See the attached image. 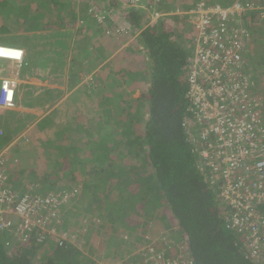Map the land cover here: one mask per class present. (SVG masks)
I'll return each mask as SVG.
<instances>
[{"label":"trees","instance_id":"1","mask_svg":"<svg viewBox=\"0 0 264 264\" xmlns=\"http://www.w3.org/2000/svg\"><path fill=\"white\" fill-rule=\"evenodd\" d=\"M197 1L145 0L144 8L159 13L148 24L142 9L128 12L121 0H0V39L24 48L40 40L52 53L44 64L53 65L56 76L67 67L69 76L66 83L56 82L58 87L42 89L36 102L18 100L47 113L28 135L35 146L30 165L5 153L7 183L18 189L20 178L29 175L37 189L77 191L49 222L56 233L34 229L20 241L18 222L1 231L0 264H98L95 258L111 264H264V255L255 258L249 250L254 218L247 222L246 208L220 196L222 173L213 174L212 182L211 171L200 169L204 160L196 144L212 120L200 119L188 94L196 30L186 11ZM111 10L117 13L97 21L96 13ZM243 24L249 33L244 62L255 94L264 84V69L251 67L257 56L264 65V10L245 12ZM124 28L128 35L142 29L128 48L132 60L127 63L122 56L110 58L127 40ZM40 29L48 32L30 35ZM20 53L0 45V56L18 58ZM23 64L28 67L27 60ZM90 72L94 86L80 84L81 73ZM37 89L32 84L23 93L29 96ZM261 89L258 98L264 104ZM10 114L0 126V153L29 119H36L31 113ZM52 160L57 165L45 168ZM59 174L70 183L61 185ZM257 205L264 219V204ZM234 214L245 215L243 224H233ZM151 230L160 239L152 242ZM171 233L179 234L178 244L168 238ZM152 243L155 255L145 250Z\"/></svg>","mask_w":264,"mask_h":264},{"label":"built area","instance_id":"2","mask_svg":"<svg viewBox=\"0 0 264 264\" xmlns=\"http://www.w3.org/2000/svg\"><path fill=\"white\" fill-rule=\"evenodd\" d=\"M206 2L198 0L186 11L193 16L190 23L196 30L188 94L200 119L212 120L200 132L201 140L196 144L204 160L200 169L211 171L212 182L216 176L213 174L222 173L220 196L236 207L246 208L248 215L241 217L247 222L254 218L247 239L251 255L258 258L264 255V219L257 210L258 203L264 204V104L259 103L261 98L255 99L245 70L249 33L243 17L249 10H264V0H236L229 7ZM23 55L11 59L19 62ZM16 94L14 81L4 80L0 87V115L15 107ZM236 108L238 115L233 114ZM4 157L5 151L0 154V232L18 222L17 235L22 234L24 240L34 229L56 233L49 229V222L76 189L45 195L15 189L7 183L2 170ZM234 215L233 224H243V219Z\"/></svg>","mask_w":264,"mask_h":264},{"label":"rangeland","instance_id":"3","mask_svg":"<svg viewBox=\"0 0 264 264\" xmlns=\"http://www.w3.org/2000/svg\"><path fill=\"white\" fill-rule=\"evenodd\" d=\"M121 1H122V7H123V9L127 10L128 12H130L133 9H136V10H139V11H141L140 9H142L143 10V13H145V16H147V17L149 16V17L152 18V20L150 22L155 21L156 20L155 18H157L159 16L158 13L151 12V14L150 13L147 14L148 12H145L144 11L143 8H144V2H145V0H121ZM225 1H226V3H224ZM235 1L236 0H231V1L230 0H221V2L223 3L222 6H224V7H229V6L233 5ZM158 2H159V0H155V3H158ZM211 2H213V1H211ZM206 4H209V2H206ZM76 5L78 6L79 5V2H77ZM128 7H130V8H128ZM146 8L149 9V7H146ZM116 13L117 12H114V10H111L108 13L98 12V13H96L95 17H96L97 21L99 23H101L102 21H104V16L105 15L116 14ZM189 18L191 20L193 18V16H191V17L189 16ZM144 20H146V19L144 18ZM150 22H149V24H150ZM250 25H254V26L258 27L255 24H250ZM40 30H38L37 32H33V33L31 32L30 35H34V34H36L38 32H41V33H47L48 32L47 29H43L41 31ZM141 31H142V29H140V30H134V32H133L132 35L131 34L128 35L129 30L128 29L125 30V28H124V30L122 32L125 33V34L127 33V36H126L127 37V40H125L124 42H122L121 46L119 47V48H121V50H119V51L116 50V52H114L113 54H111L110 58H112L113 56L116 57L118 55V56L124 57L127 60V61L124 60L125 63H127L130 60H132V57L130 55L131 54L130 53L131 50L130 49L128 50V48L130 47V45L129 46H126V45H128L129 43L131 44L132 42H134L136 40L138 34ZM5 35L6 34H3L2 36L4 37ZM32 42L34 44H36V46H32V45H29L28 44V47L29 48H27V50L26 49L24 50L27 58L29 57L30 59L29 58L28 59L32 61L31 63H29L28 67H24L23 68V61H21V62H16L15 61L13 63L14 65L11 68H14V71L15 72H20V73L22 72L23 78H21V82L17 84L19 99L31 97L33 99V102H34L35 99L39 96V94H42V93H40L38 91L37 93H33V94L29 95V96L27 94H24L23 93L26 90V88L27 89L30 88V84H32V82L33 83L35 82V80L32 79V77H34V78L36 77L38 79L41 76V77L45 78V80L44 79L41 80L42 78L40 77V79L37 80L36 83L40 84L41 82H44L47 85H50V86L52 85V86H55L56 87V86H58V84L56 82H58V81H65L64 83H66L69 76H68V73H67V71H68L67 70V67H64L63 68V66H62L61 68H62L63 75L56 76L54 74V72H51V69H53V65L51 64L52 65V67H51V66H46L44 64V61L47 59V56H51V54H52V53H50L48 51L49 45L48 46L47 45H42V42L40 40H38V41L35 40V41H32ZM0 44L6 45V46L7 45H14L13 43L5 42L4 39H2V38L0 39ZM38 49H40L42 51L40 54H36L35 53V51L38 50ZM194 57H195V55H194ZM63 59L64 60H68L69 57L68 56H66V57L63 56L62 57V60ZM38 61L41 64H39ZM107 61H108V59H107ZM5 66H7V65H5ZM2 67H0V71H1V68ZM251 67H253V69H254V67L255 68L256 67H262V71L264 69V65H262V62L259 61V57L258 56H257V59L255 60V63H253V65L251 64ZM7 69H8V66H7ZM247 69H248V66L245 67V70H247ZM91 73L92 72L88 73V75H84V74L81 73L82 79L80 80L79 83L81 84L84 81H86V82L88 81L87 83H88L89 87L94 86L93 83L91 82L90 78H89L91 76ZM4 74L5 73L0 74V76H4ZM56 74L58 75V71L56 72ZM246 74L248 75V73H246ZM251 84H252V82H251ZM24 85H27V87L24 86ZM261 87L264 88V84H263V86H262V84H258V87H257L258 89H255V95H256L255 99L258 98V93H260L259 95H261V92H262ZM64 89H66V88H64ZM139 92H140L139 90L132 91V93L134 95H138ZM69 94L70 93L67 92L66 95H65V97L69 96ZM253 97H254V95H251V98H253ZM261 99L263 100L262 97H261ZM261 102L262 101H259V103H261ZM255 104H257V102H255ZM30 107L31 106L29 105L28 107H22L21 109H16V112H18V114H16V115H19V116L26 115L28 113H33V115H36V119H29L27 121V123H26L27 124V128L25 126V128L27 130L32 129V127H34V125L37 122L39 123L40 120H43V117L45 116V113H46L42 108L41 109L37 108V110H36L35 107L34 108L33 107L30 108ZM33 109H35V111L36 112L38 111V112L37 113L35 112V114H34ZM18 132H19V134H17V138L18 139L15 138L16 140L13 142L12 146L8 147L9 149L7 150V152L9 153V155L11 154V156H9V159L12 160V161H15L16 163H19L20 162L22 165L28 166V165H30V162L32 163L33 162L32 160L35 159V158H30V157H33L35 155V150H34V147L35 146L33 145V143H29V142H31V140H30L31 138H29L27 136V133L29 131H26L24 128H21L20 130H18ZM37 135H39V134H36L35 136H37ZM35 136H34V138H35ZM14 145H16V146H14ZM41 160H43V159H41ZM41 160H38V163L42 164ZM49 162L47 163V166H45V168H49V170H51L52 167H55L57 165V161L55 162L54 160H52V162L51 161H49ZM48 164H50V165H48ZM42 168H44V165H43ZM18 170H19V166H15V168L13 169V171H15V172L18 171ZM37 176H39V175H36V177ZM62 176L63 175H61V174L58 175V177L61 178L60 179L61 180L60 181L61 185H64V186L68 185L70 183V181H68L66 178H64ZM36 177H35V179H36ZM52 177L53 176H51V178ZM29 178H30L29 175L28 176H22V178H20V181L23 183V186L21 188V191H23V190H29V191H31L32 189L35 188V192H40V193H44V194L47 193L48 191L49 192H54L52 190V188H48L47 190L37 189L38 188V185H35L34 183H30L31 178L30 179ZM19 184H20V182L17 184V186ZM48 187H50V186H48ZM68 207H71V206H68ZM63 209H65V208H63ZM66 213H67L66 210L64 212L61 211V214L62 215L63 214L65 215ZM67 218H68V214H67ZM14 219H15V217H14ZM69 222L70 223L73 222V220L71 219L70 215H69ZM84 222H85V220H84ZM54 228H55V226L54 225H51L49 229L53 231V230H55ZM156 233L157 232H155L154 230H151L149 232V234L147 235V236H149V239H152L151 240L152 242H154V240H156V239H160V237H161V236L157 235ZM62 235H65V234H62ZM15 236H17L16 239H18L20 241L23 239L22 238V236H23L22 234L15 235ZM170 237L174 238L172 240L174 243H176V244L179 243L178 242L179 241V234L176 235L174 233H171V234H169L168 238H170ZM163 239H164V236H163ZM145 247H146L145 250L148 249V253H150V255H155V253L153 252L154 250L156 251V248H155L156 246L154 245V243H152V246L149 245V244H145ZM139 248L142 250L141 247H139ZM133 251H135V250H133ZM136 251H139V250H136ZM260 257H261V255L258 256V258H260ZM95 262H98V264H111V263H109V261H106V262L105 261H102V260L100 261V260H98L96 258H95ZM112 264H117V262H114Z\"/></svg>","mask_w":264,"mask_h":264},{"label":"crops","instance_id":"4","mask_svg":"<svg viewBox=\"0 0 264 264\" xmlns=\"http://www.w3.org/2000/svg\"><path fill=\"white\" fill-rule=\"evenodd\" d=\"M179 4H182L181 2H179ZM191 8V7H190ZM190 8H188V9H190ZM144 9V11L145 12H148L147 14H151V12H154V13H158V12H156V10H155V8H150L149 7V9H147V8H143ZM176 13H177V10H176ZM159 14V13H158ZM144 18L146 19L145 21L149 24V22L152 20V18L151 17H147V16H145V13H144ZM155 19H157V18H155ZM151 23V22H150ZM133 38V37H132ZM126 45V44H125ZM130 45V43L128 44V45H126V46H129ZM125 46V47H126ZM21 48H23L24 50L26 49L27 50V48L25 47H21ZM119 50H121V48H119L118 49V51ZM116 52V51H115ZM115 55V54H114ZM3 57H11V58H15V57H12V56H3ZM29 58V57H28ZM27 58V56H26V54H25V58H24V60L23 61H25V60H27V63H28V65H29V63H31L32 61L31 60H29ZM15 61H12V60H9V59H5V58H0V67H2L1 68V71H0V73H5L6 75H8V76H12L13 75V77H14V79L16 80V82H17V84L18 83H20L21 82V78H23V76H22V72L20 73V72H15L14 71V68H11L14 64ZM39 62V61H38ZM12 64V65H11ZM39 64H41L40 62H39ZM5 65H7L8 66V69H7V66H5ZM25 64H23V68L24 67H26V66H24ZM27 65V66H28ZM38 76V75H37ZM41 77V76H40ZM40 77L37 79L36 77L34 78V77H32V79H34L35 80V82L33 83L32 82V84H34V85H38L39 86V89H37V90H34V92L33 93H37L38 91L41 93V90L42 89H44V88H50V87H53L52 85L50 86V85H47V84H45L44 82H41L40 84H38V83H36V81L37 80H39L40 79ZM42 79L41 80H45V78H43V77H41ZM32 84H30V85H32ZM36 85V86H37ZM42 87V88H41ZM56 87H58V86H56ZM59 87H61V88H64V86H61V85H59ZM41 88V89H40ZM32 93V94H33ZM67 93V92H66ZM45 96V95H44ZM29 100H32L33 101V99L31 98V97H29L28 98ZM34 102H36V100L34 101ZM30 105V104H29ZM28 104H25V103H21L20 105H17V107H15L14 109H7V110H5L1 115H0V126L2 127L3 126V124L5 123V121H6V119L8 118V115L10 116L11 114V112L12 111H16V109H21L22 107H28L29 106ZM46 105H48V104H46ZM31 107H35L36 108V110H37V108H39V107H36V106H31ZM30 107V108H31ZM39 109H41V108H39ZM33 112H34V114H35V109H33ZM38 112V111H37ZM36 112V113H37ZM47 113V112H46ZM45 113V114H46ZM31 114H33V113H31ZM26 126V128H27V124L25 125ZM26 128H24L26 131H29V132H31L32 131V129H33V127H32V129H30V130H27ZM27 133V136L30 134V133ZM15 138L16 139H18L17 138V135L15 136ZM16 139H14V140H12L11 141V143L8 145V147H10V146H12V144H13V142L16 140ZM8 147H6L1 153H3L4 151H5V153H8L7 152V150L9 149ZM0 153V154H1ZM22 186H23V184H21V185H18V188H22Z\"/></svg>","mask_w":264,"mask_h":264},{"label":"clouds","instance_id":"5","mask_svg":"<svg viewBox=\"0 0 264 264\" xmlns=\"http://www.w3.org/2000/svg\"><path fill=\"white\" fill-rule=\"evenodd\" d=\"M0 45H1V46H6V45H2V44H0ZM6 47L18 48V49L23 50L24 55H23V59H22V61L24 60V58H25V51H24L23 48H21V47H13V46H6ZM0 58H5V59H9V60L15 61L14 59L7 58V57H0ZM16 62H17V61H16ZM19 62H21V61H19ZM23 62H24V61H23ZM0 74H3V73H0ZM8 79L14 81V83H15V85H16V88H17V82H16V80L14 79L13 75H12V76H8V75H6V74H4V76H0V87H1V85H2V82H3L4 80H8ZM18 100H19V95H18V89H17V94H16V98H15V107H17V105H20V104H21V103H20V104L18 103ZM15 107H14V108H15ZM14 108H12V109H14Z\"/></svg>","mask_w":264,"mask_h":264},{"label":"bare ground","instance_id":"6","mask_svg":"<svg viewBox=\"0 0 264 264\" xmlns=\"http://www.w3.org/2000/svg\"><path fill=\"white\" fill-rule=\"evenodd\" d=\"M17 49H18V48H17ZM19 51L21 52L20 55H19V57H20L21 55H23V53H22L21 49H19ZM1 57H3V56H1ZM19 57H18V58H19ZM9 58H11V57H9Z\"/></svg>","mask_w":264,"mask_h":264}]
</instances>
